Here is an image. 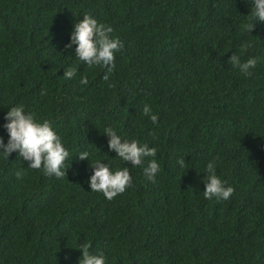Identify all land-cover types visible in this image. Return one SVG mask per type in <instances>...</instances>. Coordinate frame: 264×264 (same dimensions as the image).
<instances>
[{"label":"trees","instance_id":"1","mask_svg":"<svg viewBox=\"0 0 264 264\" xmlns=\"http://www.w3.org/2000/svg\"><path fill=\"white\" fill-rule=\"evenodd\" d=\"M252 6L0 0V137L7 144L4 117L23 105L51 123L70 154L60 179L28 168L17 152L0 155V264H78L86 243L105 264H264V22L243 27ZM86 14L123 43L108 82L103 67L65 48ZM233 54L258 58L251 76L228 64ZM68 68L78 70L71 80ZM108 127L157 149L154 183L147 159L132 167L109 151ZM85 151L88 161L79 160ZM96 161L113 172L128 167L132 186L111 201L91 192ZM210 162L235 190L226 201L203 196Z\"/></svg>","mask_w":264,"mask_h":264},{"label":"clouds","instance_id":"2","mask_svg":"<svg viewBox=\"0 0 264 264\" xmlns=\"http://www.w3.org/2000/svg\"><path fill=\"white\" fill-rule=\"evenodd\" d=\"M252 5L249 16L253 22L243 26L248 32L253 31L255 22H264V0H252ZM112 32L111 26L100 24L96 19L86 14L74 24L70 34V43L65 45L66 49H72L75 46V57L87 67H103L106 70L103 76L105 82L109 81L115 69V54L123 49V43L118 38H113ZM257 63L258 58L250 57L242 62L240 56L235 54L228 60L229 65L239 69L245 76L252 75L251 70L256 68ZM77 72L76 68H68L64 70L63 78L71 80L77 75ZM80 83L87 85V77L82 76ZM111 86L109 84V87ZM44 94L42 91L41 95ZM143 115L149 117L153 124L158 121V116L152 114L151 108L147 104L143 107ZM4 119L7 123L3 127L7 131L9 139L5 144L3 138L0 137V155L8 159L13 152H17L18 157L29 162L28 168L42 169L46 176H54L57 179L66 176L68 168H65V163L70 154L63 147L60 137L48 120L38 122L31 113H26L23 105L10 108ZM104 135L108 137L109 151H115L118 158L125 164L130 163L132 167H137L147 159L144 175L147 180L155 182V177L160 171V165L155 159L156 148H149L147 144L141 146L136 140H122L111 127L104 129ZM77 157L81 161H88L89 153L85 151ZM177 163L182 168L187 167L185 158L178 160ZM90 168L93 171L89 180L91 192L102 193L109 201L132 186V177L128 167L113 172L108 165L96 161ZM206 171L208 175L204 178V198L208 200L215 198L217 201L228 200L235 190L230 186L225 187L224 182L217 177L215 163H208ZM23 175L22 171L16 172L17 179H22ZM90 248V243L80 247L82 257L78 264H105L103 254H93Z\"/></svg>","mask_w":264,"mask_h":264}]
</instances>
